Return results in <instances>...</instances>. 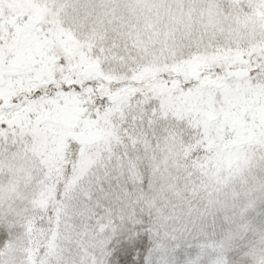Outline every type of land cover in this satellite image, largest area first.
Segmentation results:
<instances>
[{
  "label": "snow or ice",
  "instance_id": "snow-or-ice-1",
  "mask_svg": "<svg viewBox=\"0 0 264 264\" xmlns=\"http://www.w3.org/2000/svg\"><path fill=\"white\" fill-rule=\"evenodd\" d=\"M0 264H264V0H0Z\"/></svg>",
  "mask_w": 264,
  "mask_h": 264
}]
</instances>
